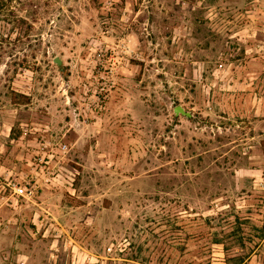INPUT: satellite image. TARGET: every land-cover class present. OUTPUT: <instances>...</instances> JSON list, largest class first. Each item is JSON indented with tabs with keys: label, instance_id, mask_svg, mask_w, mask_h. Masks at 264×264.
Returning a JSON list of instances; mask_svg holds the SVG:
<instances>
[{
	"label": "rangeland",
	"instance_id": "rangeland-1",
	"mask_svg": "<svg viewBox=\"0 0 264 264\" xmlns=\"http://www.w3.org/2000/svg\"><path fill=\"white\" fill-rule=\"evenodd\" d=\"M0 264H264V0H0Z\"/></svg>",
	"mask_w": 264,
	"mask_h": 264
},
{
	"label": "water",
	"instance_id": "water-1",
	"mask_svg": "<svg viewBox=\"0 0 264 264\" xmlns=\"http://www.w3.org/2000/svg\"><path fill=\"white\" fill-rule=\"evenodd\" d=\"M52 63L55 64L60 70H61V64L62 61L59 57H55L52 59ZM173 114L174 116H178L181 115L187 119L192 117V114L188 111H186L182 106L178 105L176 107L173 108Z\"/></svg>",
	"mask_w": 264,
	"mask_h": 264
},
{
	"label": "built area",
	"instance_id": "built-area-1",
	"mask_svg": "<svg viewBox=\"0 0 264 264\" xmlns=\"http://www.w3.org/2000/svg\"><path fill=\"white\" fill-rule=\"evenodd\" d=\"M24 189L23 188H18L17 190L15 189V193H17V194H19V195H23V193H24V191H23ZM26 194V193H25Z\"/></svg>",
	"mask_w": 264,
	"mask_h": 264
}]
</instances>
